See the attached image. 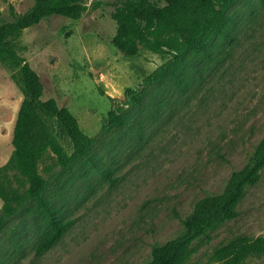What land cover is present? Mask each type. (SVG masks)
I'll return each instance as SVG.
<instances>
[{
  "label": "rangeland",
  "instance_id": "1",
  "mask_svg": "<svg viewBox=\"0 0 264 264\" xmlns=\"http://www.w3.org/2000/svg\"><path fill=\"white\" fill-rule=\"evenodd\" d=\"M79 19L54 14L11 37L39 73L43 98H54L95 135L88 154L69 168L47 151L39 170L43 197L70 226L51 248L35 246L48 229L35 199L24 200L0 228V264L143 263L155 245L184 232L195 202L220 192L264 137V0H236L227 10L230 36L208 54H185L186 81L148 87L127 105L126 124L102 129L127 87L169 58L141 47L127 55L111 41L122 0H83ZM36 0H0V23L27 13ZM215 56V58L212 57ZM23 99L18 67L0 59V175L8 187L28 184L11 161L13 128ZM4 200L0 197V213ZM264 235V168L246 188L238 215L195 238L183 264H222L214 252L232 238ZM242 264H264L248 256Z\"/></svg>",
  "mask_w": 264,
  "mask_h": 264
},
{
  "label": "trees",
  "instance_id": "2",
  "mask_svg": "<svg viewBox=\"0 0 264 264\" xmlns=\"http://www.w3.org/2000/svg\"><path fill=\"white\" fill-rule=\"evenodd\" d=\"M235 1L122 0L117 3L113 12L116 22V32L111 39L113 44L127 55H135L141 47H146L170 56L143 78L139 88H125L123 100L110 97L112 106L102 129L126 124V106L138 104L153 84L168 79L182 85L186 81L181 77L184 68L180 65L184 55L208 54L218 37L227 40L230 36L231 18L227 10ZM87 8L88 4L83 0H36L27 13L13 21L0 23V59L18 67V79L23 89L13 128L11 161L28 184L19 192L8 187L0 175V197L4 200L0 228L24 200L35 199L48 225L35 246L37 254L55 245L71 224L69 219L60 217L55 207L43 197L48 181L39 170L40 159L49 151L54 154L58 165L69 168L88 154L95 135L84 132L69 108L59 106L52 97L43 98L44 85L39 73L18 56L11 37L54 14L79 19ZM263 168L264 137L256 144L248 161L232 171L220 192L203 196L195 202L191 214L183 221L184 232L155 245L151 258L139 264H183L195 238L208 236L211 228L238 215V204L246 188L259 181ZM250 255L264 257L263 234L236 236L214 252V258L222 264H242Z\"/></svg>",
  "mask_w": 264,
  "mask_h": 264
}]
</instances>
